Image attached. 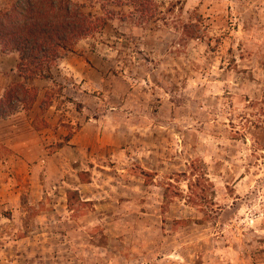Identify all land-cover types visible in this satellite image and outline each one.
Wrapping results in <instances>:
<instances>
[{"label":"rangeland","instance_id":"obj_1","mask_svg":"<svg viewBox=\"0 0 264 264\" xmlns=\"http://www.w3.org/2000/svg\"><path fill=\"white\" fill-rule=\"evenodd\" d=\"M74 1L46 72L0 48V264H264V0Z\"/></svg>","mask_w":264,"mask_h":264},{"label":"trees","instance_id":"obj_2","mask_svg":"<svg viewBox=\"0 0 264 264\" xmlns=\"http://www.w3.org/2000/svg\"><path fill=\"white\" fill-rule=\"evenodd\" d=\"M74 0H10L0 9V48L16 51L18 71L41 75L78 40L101 29V19ZM31 101L23 84L8 87L0 99V117Z\"/></svg>","mask_w":264,"mask_h":264}]
</instances>
